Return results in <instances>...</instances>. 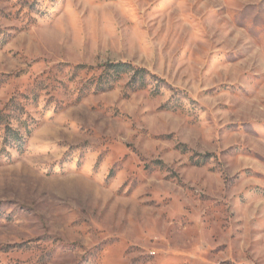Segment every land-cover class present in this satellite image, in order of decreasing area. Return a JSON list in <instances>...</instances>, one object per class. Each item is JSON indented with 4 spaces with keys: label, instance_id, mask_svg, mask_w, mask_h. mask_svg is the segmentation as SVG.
<instances>
[{
    "label": "rangeland",
    "instance_id": "rangeland-1",
    "mask_svg": "<svg viewBox=\"0 0 264 264\" xmlns=\"http://www.w3.org/2000/svg\"><path fill=\"white\" fill-rule=\"evenodd\" d=\"M0 264H264V0H0Z\"/></svg>",
    "mask_w": 264,
    "mask_h": 264
},
{
    "label": "trees",
    "instance_id": "trees-1",
    "mask_svg": "<svg viewBox=\"0 0 264 264\" xmlns=\"http://www.w3.org/2000/svg\"><path fill=\"white\" fill-rule=\"evenodd\" d=\"M76 69H87V72L96 70L94 67L78 66ZM82 71V70H81ZM134 73V78L141 83L146 81L147 73L144 68H139L134 66L129 62H117V63H108L101 70V74L96 76L103 85L111 83V81L118 80L122 78L125 74Z\"/></svg>",
    "mask_w": 264,
    "mask_h": 264
}]
</instances>
